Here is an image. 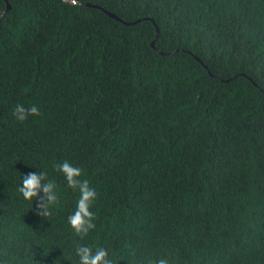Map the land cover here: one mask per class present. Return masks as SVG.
<instances>
[{
  "label": "trees",
  "instance_id": "16d2710c",
  "mask_svg": "<svg viewBox=\"0 0 264 264\" xmlns=\"http://www.w3.org/2000/svg\"><path fill=\"white\" fill-rule=\"evenodd\" d=\"M7 1L0 264H78L79 244L114 264H264V0ZM64 160L96 192L85 237ZM39 171L49 207L18 190Z\"/></svg>",
  "mask_w": 264,
  "mask_h": 264
},
{
  "label": "clouds",
  "instance_id": "9594fccd",
  "mask_svg": "<svg viewBox=\"0 0 264 264\" xmlns=\"http://www.w3.org/2000/svg\"><path fill=\"white\" fill-rule=\"evenodd\" d=\"M29 113L38 114V108L35 105L25 108L23 105L17 104L13 110L15 117L21 121ZM57 169L63 174L68 187L79 192L75 210L68 216L67 222L77 235L85 237L89 229L94 227V213L90 210V204L94 201L96 192L89 187L88 180L78 179L81 176V169L73 166L69 161L64 160L59 163ZM18 190L23 198L28 201H33L43 191L46 193L45 207H49L57 200L56 185L47 178L45 171L29 172L23 175ZM75 252L78 257V264H114V260L110 258L108 250L104 247L93 250L87 244H79L75 247ZM158 264H167V261L160 259Z\"/></svg>",
  "mask_w": 264,
  "mask_h": 264
},
{
  "label": "water",
  "instance_id": "95a60500",
  "mask_svg": "<svg viewBox=\"0 0 264 264\" xmlns=\"http://www.w3.org/2000/svg\"><path fill=\"white\" fill-rule=\"evenodd\" d=\"M7 1V0H6ZM70 1H72V2H77V0H70ZM83 4H85V5H88V6H92V7H97V8H102L100 5H98V4H94V3H91V2H82ZM7 4H8V8H10V4L8 3V1H7ZM103 9V8H102ZM107 14H109L110 16H112V17H114V18H117V19H119L120 20V18L116 15V14H114L113 12H110V11H108V10H106V9H103ZM152 21L154 22V20L152 19ZM155 23V22H154ZM157 36H158V28H156V36H155V39L152 41V46L153 47H155V40H156V38H157Z\"/></svg>",
  "mask_w": 264,
  "mask_h": 264
}]
</instances>
